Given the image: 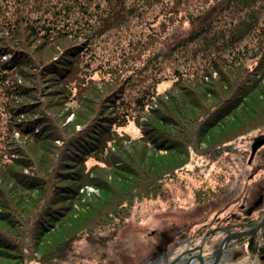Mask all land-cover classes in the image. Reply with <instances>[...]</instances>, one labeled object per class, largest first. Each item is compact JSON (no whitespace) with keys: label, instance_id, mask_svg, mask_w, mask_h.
Listing matches in <instances>:
<instances>
[{"label":"trees","instance_id":"16d2710c","mask_svg":"<svg viewBox=\"0 0 264 264\" xmlns=\"http://www.w3.org/2000/svg\"><path fill=\"white\" fill-rule=\"evenodd\" d=\"M93 2L61 0L62 19L51 10L37 16L39 5L30 0L0 15V264H60L81 237L105 244L135 201L167 198L163 181L193 158L214 162L242 137H264V0H212L187 14L193 0H144L158 7L155 21L167 20L152 41L179 15L194 30L169 50L177 63L186 55L187 67L175 68L160 93L149 87L130 100L125 79L106 96L104 81L87 89L95 82L82 64L95 29L84 16ZM70 101L76 106L65 112L61 105ZM25 114L31 119L21 120ZM131 120L140 134L125 147L114 128ZM86 186L93 192L80 191ZM255 220L244 215L215 230L226 235ZM234 241L263 257L264 224Z\"/></svg>","mask_w":264,"mask_h":264},{"label":"rangeland","instance_id":"374dc122","mask_svg":"<svg viewBox=\"0 0 264 264\" xmlns=\"http://www.w3.org/2000/svg\"><path fill=\"white\" fill-rule=\"evenodd\" d=\"M11 1L14 0H0L1 18L3 15L7 17L16 9L23 10L27 3L26 0H16L18 8H14ZM98 1L100 4L96 6ZM193 1L194 4L185 14L208 6L209 2H212ZM32 2V6L39 5L36 7L37 16L48 13L51 15L48 10L60 19L65 15V4L62 6V3L59 4L61 0H30L31 4ZM120 2L94 0L88 10L89 14L84 16L85 19L92 18L90 22L95 29L89 52L82 64L84 75L93 78L95 82L87 89L95 91V88L99 89L97 82L104 81L101 95L106 96L109 91L112 93L115 90L118 79L121 81L125 79L126 99H134L145 90H150L147 89L149 87L160 93L169 84L174 69L187 67L189 61L184 54L183 59L177 63L171 56L170 47L190 34L194 28L179 15L172 26L167 27L169 25L167 24L161 28L159 40L152 41V37H155L154 32L159 30L160 23H163L162 20L167 21L163 15L156 17L157 21L154 20L158 7L157 9L145 7L144 0ZM149 41L153 44H149ZM83 72L81 76H84ZM63 91V95L67 96L64 89ZM89 91L81 98L83 104L86 103L85 96L89 95ZM72 93L75 92L72 90ZM73 102L63 103L61 108L66 112L76 106ZM31 111L32 117L38 115V110L33 108ZM56 112L55 107L47 111L49 114L43 111L44 114L53 117ZM75 116L74 112L68 115L67 121L73 120ZM20 119L31 118L29 114L27 116L25 114ZM2 124L3 119L0 121V127ZM33 124L37 125L34 122ZM114 129L120 136V141H124L121 145L125 147L128 146L127 141H136L140 134L132 120ZM263 133L264 131L259 135H264ZM256 136L253 134L242 137L239 142L229 147V154L223 149V153L214 162L203 160L199 156L193 158V163L177 171L172 178L163 181V188L167 189L168 193L167 198L156 197L141 202L135 201L124 226L113 239L100 244L93 243L85 237L78 238L73 241L60 264H113L119 255L165 240L180 230L184 224L196 219H203L207 229L212 231L218 227L233 225L244 215H250L257 220L253 226L255 227L264 215V137L253 141ZM261 142L262 145L258 146ZM125 147H122L123 150ZM250 148L254 150L251 158ZM92 163L93 161L89 160L87 165ZM73 184L74 182L67 183L68 186ZM82 190L87 193L93 192V188L89 186L80 191ZM261 227L262 225L259 229ZM253 257L264 262V256Z\"/></svg>","mask_w":264,"mask_h":264},{"label":"water","instance_id":"95a60500","mask_svg":"<svg viewBox=\"0 0 264 264\" xmlns=\"http://www.w3.org/2000/svg\"><path fill=\"white\" fill-rule=\"evenodd\" d=\"M253 152L252 149L250 158ZM263 224L264 215L252 229L227 235L215 232L202 240L211 231L203 219H196L165 240L119 255L113 264H181L178 261L182 258L183 264H264L247 253L245 244L234 241L255 233Z\"/></svg>","mask_w":264,"mask_h":264},{"label":"flooded vegetation","instance_id":"af4514ba","mask_svg":"<svg viewBox=\"0 0 264 264\" xmlns=\"http://www.w3.org/2000/svg\"><path fill=\"white\" fill-rule=\"evenodd\" d=\"M190 255V254H189ZM180 259V258H179ZM178 259V260H179ZM187 259V258H186ZM185 261V260H184ZM184 261H183V258L182 259H180V261H178V262H180L181 264H183L184 263Z\"/></svg>","mask_w":264,"mask_h":264}]
</instances>
